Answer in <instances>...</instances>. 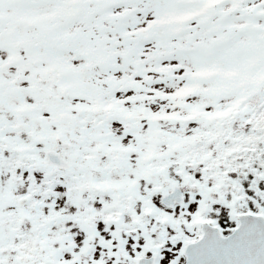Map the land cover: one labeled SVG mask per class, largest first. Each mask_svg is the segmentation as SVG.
Returning a JSON list of instances; mask_svg holds the SVG:
<instances>
[{"label":"snow or ice","instance_id":"6c2138e0","mask_svg":"<svg viewBox=\"0 0 264 264\" xmlns=\"http://www.w3.org/2000/svg\"><path fill=\"white\" fill-rule=\"evenodd\" d=\"M0 264H264V0H0Z\"/></svg>","mask_w":264,"mask_h":264}]
</instances>
